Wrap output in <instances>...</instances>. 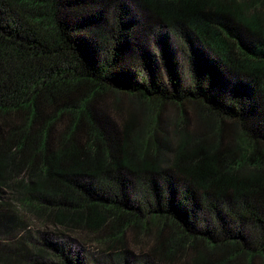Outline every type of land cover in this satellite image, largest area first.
I'll return each instance as SVG.
<instances>
[{"label":"trees","instance_id":"1","mask_svg":"<svg viewBox=\"0 0 264 264\" xmlns=\"http://www.w3.org/2000/svg\"><path fill=\"white\" fill-rule=\"evenodd\" d=\"M170 103L200 119L173 143ZM0 215L152 235L142 264H264V0H0ZM67 240L33 263L90 264Z\"/></svg>","mask_w":264,"mask_h":264},{"label":"rangeland","instance_id":"2","mask_svg":"<svg viewBox=\"0 0 264 264\" xmlns=\"http://www.w3.org/2000/svg\"><path fill=\"white\" fill-rule=\"evenodd\" d=\"M122 99V105L131 107L133 111H139L142 117H145L148 109L146 105L132 98ZM158 112L161 115L160 129L169 133L167 135L170 136L172 143L176 141L174 138L180 130L187 128L188 131H196V128L199 127L198 122H200V119L194 109L188 112L189 120L187 124L181 122L179 109L171 103L164 105L161 111L158 110ZM3 203H8L17 212H20L18 210L20 204L16 203L11 197H5ZM11 214L13 215L14 213ZM15 221L9 227L3 226L4 228H2L0 226V261L4 264H6V261L10 262V264H34V259L47 263L48 261L31 255V252L35 253L39 249L48 247L45 245L46 239L53 241L68 239L67 241L72 245L73 249L82 252V255L87 257L90 264H123V262L119 263L117 256L122 254L123 257L125 251L130 252V254L126 255L129 264H142V259L146 253L145 249L143 251V248L146 247L145 243L149 240L151 242L153 239L152 235L145 237L140 233L136 235L134 232L126 231L122 240L115 242L114 236L116 232L109 228H103L98 233L76 228L73 232L61 228V232H64L67 238L58 234L55 237L52 231L56 229L51 223L47 222L45 217L25 218L22 223L17 219ZM5 223L6 219L0 215V225ZM13 252L14 254L11 255ZM56 262L57 260H54L53 263L56 264Z\"/></svg>","mask_w":264,"mask_h":264}]
</instances>
